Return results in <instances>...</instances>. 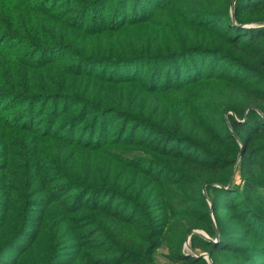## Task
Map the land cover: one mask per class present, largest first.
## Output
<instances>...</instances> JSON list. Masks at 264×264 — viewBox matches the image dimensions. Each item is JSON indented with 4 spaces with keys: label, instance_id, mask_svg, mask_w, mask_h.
<instances>
[{
    "label": "trees",
    "instance_id": "16d2710c",
    "mask_svg": "<svg viewBox=\"0 0 264 264\" xmlns=\"http://www.w3.org/2000/svg\"><path fill=\"white\" fill-rule=\"evenodd\" d=\"M39 235L264 264V0H0V264Z\"/></svg>",
    "mask_w": 264,
    "mask_h": 264
},
{
    "label": "rangeland",
    "instance_id": "374dc122",
    "mask_svg": "<svg viewBox=\"0 0 264 264\" xmlns=\"http://www.w3.org/2000/svg\"><path fill=\"white\" fill-rule=\"evenodd\" d=\"M107 164H108V160H105L104 158V161L101 163L100 168H104ZM68 228H66L65 234ZM47 242H48L47 238L45 239L40 235L37 241H33L31 237H27L24 240H22L18 248H16L14 251H12L9 254L7 261L10 263L14 259H18V261H25L24 264H38L39 262L44 260L47 251ZM186 243L184 244V249H186L187 251L190 248H188L189 245H186ZM78 244L80 246L78 248L74 247V249H79L80 253L88 251L87 246L89 245V242H87V240H80ZM74 249L72 247H69L68 249L66 248L63 249L61 251L60 257H62V259H67L68 257H70L68 255L73 253L68 251H74ZM200 254L205 255L202 258L207 264H212L211 259L209 261L207 260L208 254H206L205 252H201L199 253V255ZM156 260H157V264H171L165 244L158 249Z\"/></svg>",
    "mask_w": 264,
    "mask_h": 264
},
{
    "label": "water",
    "instance_id": "95a60500",
    "mask_svg": "<svg viewBox=\"0 0 264 264\" xmlns=\"http://www.w3.org/2000/svg\"><path fill=\"white\" fill-rule=\"evenodd\" d=\"M233 1V0H232ZM191 234H199V235H201V236H203L204 238H206L207 240H209V241H212V242H217L216 240L215 241H213V240H211L209 237H207V236H205L203 233H201V232H197V231H194V232H192ZM191 234H190V236H191ZM190 236L186 239V245H189V241H190ZM217 240H218V236H217ZM189 248V247H188ZM196 257H204L205 255H202V254H200V255H195ZM207 260L209 261L210 260V256L209 255H207Z\"/></svg>",
    "mask_w": 264,
    "mask_h": 264
}]
</instances>
